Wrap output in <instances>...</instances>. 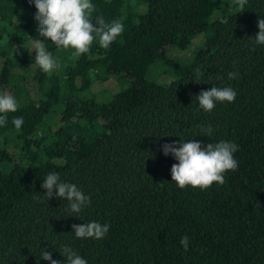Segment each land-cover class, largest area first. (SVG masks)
<instances>
[{"label": "trees", "instance_id": "1", "mask_svg": "<svg viewBox=\"0 0 264 264\" xmlns=\"http://www.w3.org/2000/svg\"><path fill=\"white\" fill-rule=\"evenodd\" d=\"M91 2L93 22L120 20L124 32L77 59L39 36L32 0H0V94L19 100L0 127V264H50L42 250L66 264L62 246L87 264H264V45L254 41L264 0H247L243 11L235 0ZM32 39L45 42L58 70L37 65L25 76ZM106 82L103 91L118 87L108 100L91 95ZM213 86L237 95L209 113L196 97ZM192 140L238 146V169L224 185L181 190L172 181L178 161L162 147ZM49 172L90 196V206L75 215L55 191L48 200ZM91 221L110 225L105 238L77 239L72 225Z\"/></svg>", "mask_w": 264, "mask_h": 264}, {"label": "clouds", "instance_id": "2", "mask_svg": "<svg viewBox=\"0 0 264 264\" xmlns=\"http://www.w3.org/2000/svg\"><path fill=\"white\" fill-rule=\"evenodd\" d=\"M32 2L37 9L34 19L38 22L39 36L45 41H51L57 48L73 50L72 56L77 59L89 54L94 41L98 40L101 48L108 49L124 32V24L120 20L106 23L103 16L97 15L93 22L96 9L91 0H32ZM235 3L243 11L247 0H235ZM257 24L259 32L254 41L257 45H264V18L259 19ZM32 43L35 63L39 68L46 74L58 70L59 62L46 50L45 42L32 39ZM196 75L200 78L204 74L197 68ZM238 75L237 72H229L228 79H236ZM236 95L231 87L213 86L202 91L196 99L199 107L210 113L215 109L217 102L233 103ZM18 108V102L13 95L7 92L0 94V127L6 126L8 114L17 112ZM11 122L19 130L23 125V118L15 117ZM202 132L211 136L213 129L208 125ZM162 151L165 156L171 154L178 161L171 168V179L181 190L191 187L205 191L213 184L222 186L226 182L225 174L238 169V161L234 158L238 146L231 142L221 141L202 145L196 140L180 141L178 144L163 145ZM42 188L46 190L44 196L48 200L54 198L55 191V196L66 200L70 211L75 215H79L91 204L90 196H86L75 184L61 181L56 172H49L46 175ZM109 228V224L96 221L72 225L77 239L101 240L105 238ZM180 244L187 251L189 237H182ZM60 254L65 257L66 264H87V260L69 246H62ZM40 259L49 261L50 264H60L59 261L52 259V253L47 250L41 251Z\"/></svg>", "mask_w": 264, "mask_h": 264}, {"label": "rangeland", "instance_id": "3", "mask_svg": "<svg viewBox=\"0 0 264 264\" xmlns=\"http://www.w3.org/2000/svg\"><path fill=\"white\" fill-rule=\"evenodd\" d=\"M196 42H198L199 41V38H197L196 40H195ZM29 51L30 52H34V49H33V46L30 44L29 45ZM187 56V54H184L183 56H182V58L181 59H183V58H185ZM63 61V64L64 63H66V60H62ZM159 63L160 62H155V63H153L152 65H151V67H150V69L148 70V72H147V75H146V78L148 79V80H153V79H155V77L157 76V72L159 71V68H160V65H159ZM36 66H37V64L35 63V61H33L31 64H30V66L28 67V72H27V70H26V72H25V76H32L33 74H34V69L36 68ZM167 68V66H164L163 64H162V69H166ZM156 76H155V75ZM27 79H26V86H28V88H30V89H34V86H33V81H32V77H26ZM107 84H105V83H102V84H93L92 86H91V88H90V93H91V95H95L96 96V98L98 99V100H104V101H106V100H108L109 98H107L108 96H109V94H110V92H111V90L112 91H117L118 90V87L117 88H112V89H110V90H107V91H103L102 89L103 88H106V87H108L109 85H111L110 83H108V82H106ZM109 88H110V86H109ZM7 93H11L12 94V92L11 91H6ZM3 94V93H2ZM23 98V97H22ZM22 98H20V100L22 99ZM16 99V98H15ZM106 99V100H105ZM17 101H19V100H17ZM3 167H6V166H4V165H2V168Z\"/></svg>", "mask_w": 264, "mask_h": 264}]
</instances>
